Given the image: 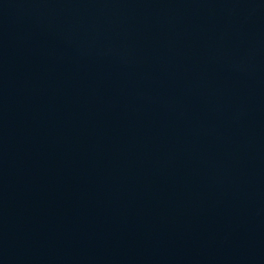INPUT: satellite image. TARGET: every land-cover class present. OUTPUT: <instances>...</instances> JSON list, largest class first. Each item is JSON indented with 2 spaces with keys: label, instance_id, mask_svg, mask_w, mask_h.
Segmentation results:
<instances>
[{
  "label": "water",
  "instance_id": "1",
  "mask_svg": "<svg viewBox=\"0 0 264 264\" xmlns=\"http://www.w3.org/2000/svg\"><path fill=\"white\" fill-rule=\"evenodd\" d=\"M0 264H264V0H0Z\"/></svg>",
  "mask_w": 264,
  "mask_h": 264
}]
</instances>
